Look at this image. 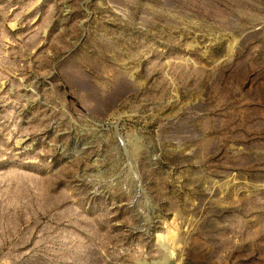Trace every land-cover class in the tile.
Here are the masks:
<instances>
[{"label": "rangeland", "instance_id": "374dc122", "mask_svg": "<svg viewBox=\"0 0 264 264\" xmlns=\"http://www.w3.org/2000/svg\"><path fill=\"white\" fill-rule=\"evenodd\" d=\"M0 264H264V0H0Z\"/></svg>", "mask_w": 264, "mask_h": 264}]
</instances>
